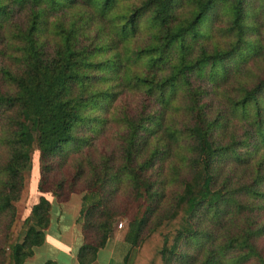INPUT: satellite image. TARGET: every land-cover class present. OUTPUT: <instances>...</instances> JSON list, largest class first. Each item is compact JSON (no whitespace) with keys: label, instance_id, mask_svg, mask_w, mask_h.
<instances>
[{"label":"trees","instance_id":"trees-1","mask_svg":"<svg viewBox=\"0 0 264 264\" xmlns=\"http://www.w3.org/2000/svg\"><path fill=\"white\" fill-rule=\"evenodd\" d=\"M71 195L79 264H264V0H0V264Z\"/></svg>","mask_w":264,"mask_h":264},{"label":"crops","instance_id":"crops-1","mask_svg":"<svg viewBox=\"0 0 264 264\" xmlns=\"http://www.w3.org/2000/svg\"><path fill=\"white\" fill-rule=\"evenodd\" d=\"M39 197L40 195L30 205L26 214L22 213L18 217L16 211L17 220H25L29 217L30 210L38 202ZM81 198L78 195H71L69 200L64 203H57L54 198H48L51 205L50 222L44 232V243L33 248L32 255L23 264H46L47 262L79 264L77 253L83 245L82 226L77 222L81 210ZM125 234L118 229L114 231L105 247L97 252L96 259L92 264H124L130 249L124 241ZM118 251H121L119 258Z\"/></svg>","mask_w":264,"mask_h":264},{"label":"rangeland","instance_id":"rangeland-1","mask_svg":"<svg viewBox=\"0 0 264 264\" xmlns=\"http://www.w3.org/2000/svg\"><path fill=\"white\" fill-rule=\"evenodd\" d=\"M31 161H32V167L30 171L25 173V180L23 185V193L20 201L16 204V211L17 216L21 215L22 213H25L27 209L30 207V205L37 199L38 195H40L38 192H36V183L39 178L38 173V154L36 149H34L33 153L31 154ZM79 197H82L81 195H78ZM71 197V196H70ZM69 200V199H68ZM141 210V206L139 204H132L129 208L126 216L124 218H118L117 223L115 225V231L118 229V224H122V228L120 231L126 233L127 231V223L131 220L132 217L137 215ZM26 214V213H25ZM23 214V215H25ZM130 252V249H129ZM121 251H118V258L120 256ZM118 258L116 262L118 261Z\"/></svg>","mask_w":264,"mask_h":264},{"label":"built area","instance_id":"built-area-1","mask_svg":"<svg viewBox=\"0 0 264 264\" xmlns=\"http://www.w3.org/2000/svg\"><path fill=\"white\" fill-rule=\"evenodd\" d=\"M121 228H122V224L119 223V224H118V230H120Z\"/></svg>","mask_w":264,"mask_h":264}]
</instances>
